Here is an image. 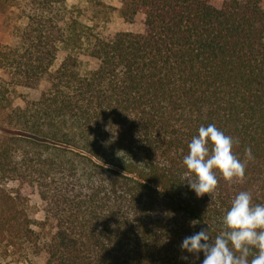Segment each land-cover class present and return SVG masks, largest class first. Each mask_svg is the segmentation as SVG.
<instances>
[{
  "label": "trees",
  "instance_id": "16d2710c",
  "mask_svg": "<svg viewBox=\"0 0 264 264\" xmlns=\"http://www.w3.org/2000/svg\"><path fill=\"white\" fill-rule=\"evenodd\" d=\"M120 1L126 22L143 15L141 32L73 36L65 0H30L18 43L0 44L13 85L49 82L0 134V245L24 261L201 264L180 249L186 236L208 227L214 240L241 191L264 204L263 0ZM81 53L93 70L79 71ZM208 124L233 137L245 173H217L197 197L182 161Z\"/></svg>",
  "mask_w": 264,
  "mask_h": 264
},
{
  "label": "clouds",
  "instance_id": "9594fccd",
  "mask_svg": "<svg viewBox=\"0 0 264 264\" xmlns=\"http://www.w3.org/2000/svg\"><path fill=\"white\" fill-rule=\"evenodd\" d=\"M233 145V137L214 124L201 125L198 134L191 138L182 163L188 186L197 197L215 190L217 173L226 181L244 176L245 162L234 155ZM244 156L246 160L253 159L251 149L246 148ZM251 200L249 192H239L223 214L222 230L214 240L208 227L201 228L186 236L180 249L194 254L195 259L203 253L201 264H264V204L253 206Z\"/></svg>",
  "mask_w": 264,
  "mask_h": 264
},
{
  "label": "rangeland",
  "instance_id": "374dc122",
  "mask_svg": "<svg viewBox=\"0 0 264 264\" xmlns=\"http://www.w3.org/2000/svg\"><path fill=\"white\" fill-rule=\"evenodd\" d=\"M223 1L211 0L215 6H220ZM120 8V0H65L61 11L78 23L72 30L73 36L86 31L89 34L109 39L118 32H141L143 15L138 14L132 23H128L122 18ZM32 12L30 0H0V44L9 46L17 44L19 34L28 22L27 15ZM86 27H89L90 31L86 30ZM65 55L64 49L58 50L49 73L59 66ZM78 59L80 72L93 70L96 67L97 61L85 54H79ZM48 88L47 75H44L37 83L13 85L9 81V76L0 69V134L2 129L9 128L13 131L11 125H8L15 121L13 111L37 100L40 93ZM27 206L30 218L41 220V203L36 194L29 197ZM41 263V257H31V262H27L22 260L15 251L6 253L0 245V264Z\"/></svg>",
  "mask_w": 264,
  "mask_h": 264
}]
</instances>
